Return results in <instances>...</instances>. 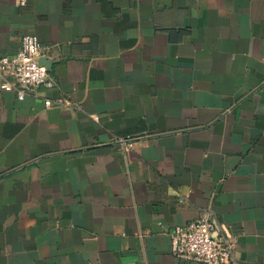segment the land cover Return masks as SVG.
I'll return each mask as SVG.
<instances>
[{
    "label": "crops",
    "instance_id": "crops-1",
    "mask_svg": "<svg viewBox=\"0 0 264 264\" xmlns=\"http://www.w3.org/2000/svg\"><path fill=\"white\" fill-rule=\"evenodd\" d=\"M27 33L55 86L0 88V264H202L171 232L208 213L264 264V0H0V56Z\"/></svg>",
    "mask_w": 264,
    "mask_h": 264
},
{
    "label": "built area",
    "instance_id": "built-area-1",
    "mask_svg": "<svg viewBox=\"0 0 264 264\" xmlns=\"http://www.w3.org/2000/svg\"><path fill=\"white\" fill-rule=\"evenodd\" d=\"M25 5L26 0H18ZM43 45L35 34L23 35L20 48L13 54L0 56V88L15 91L19 99L35 92L41 85L55 86L48 68L40 61ZM51 106L52 99H45ZM92 117L99 120L98 114ZM128 138H118L126 143ZM215 223L211 213L190 222L177 224L171 232L172 252L184 261H197L202 264H236L234 237L214 236Z\"/></svg>",
    "mask_w": 264,
    "mask_h": 264
},
{
    "label": "water",
    "instance_id": "water-1",
    "mask_svg": "<svg viewBox=\"0 0 264 264\" xmlns=\"http://www.w3.org/2000/svg\"><path fill=\"white\" fill-rule=\"evenodd\" d=\"M41 61V60H40Z\"/></svg>",
    "mask_w": 264,
    "mask_h": 264
}]
</instances>
